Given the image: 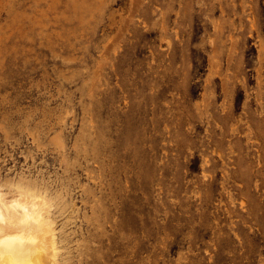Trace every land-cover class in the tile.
I'll list each match as a JSON object with an SVG mask.
<instances>
[{
    "label": "rangeland",
    "instance_id": "1",
    "mask_svg": "<svg viewBox=\"0 0 264 264\" xmlns=\"http://www.w3.org/2000/svg\"><path fill=\"white\" fill-rule=\"evenodd\" d=\"M20 177L67 264H264V0H0Z\"/></svg>",
    "mask_w": 264,
    "mask_h": 264
},
{
    "label": "bare ground",
    "instance_id": "2",
    "mask_svg": "<svg viewBox=\"0 0 264 264\" xmlns=\"http://www.w3.org/2000/svg\"><path fill=\"white\" fill-rule=\"evenodd\" d=\"M54 204L24 178L0 184V264H67L51 218Z\"/></svg>",
    "mask_w": 264,
    "mask_h": 264
}]
</instances>
